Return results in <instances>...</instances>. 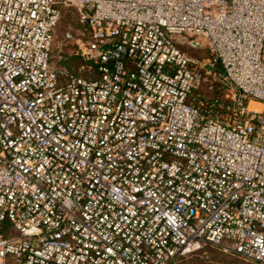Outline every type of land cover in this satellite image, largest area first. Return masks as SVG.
Returning <instances> with one entry per match:
<instances>
[{
  "label": "built area",
  "instance_id": "built-area-1",
  "mask_svg": "<svg viewBox=\"0 0 264 264\" xmlns=\"http://www.w3.org/2000/svg\"><path fill=\"white\" fill-rule=\"evenodd\" d=\"M207 249L264 264V0H0V264Z\"/></svg>",
  "mask_w": 264,
  "mask_h": 264
},
{
  "label": "rangeland",
  "instance_id": "rangeland-1",
  "mask_svg": "<svg viewBox=\"0 0 264 264\" xmlns=\"http://www.w3.org/2000/svg\"><path fill=\"white\" fill-rule=\"evenodd\" d=\"M68 25H75L77 29L84 30V26L78 22L77 12L73 9L63 8L62 18L60 20L59 27L56 31L55 48H54L55 56L57 55L58 52V45H60L63 41V36ZM63 52L64 54L67 53L65 50H63ZM177 264H252V263L243 261L237 257L224 254L214 249H207L205 252L187 257L186 259L178 262Z\"/></svg>",
  "mask_w": 264,
  "mask_h": 264
},
{
  "label": "bare ground",
  "instance_id": "bare-ground-1",
  "mask_svg": "<svg viewBox=\"0 0 264 264\" xmlns=\"http://www.w3.org/2000/svg\"><path fill=\"white\" fill-rule=\"evenodd\" d=\"M261 105H259V104H256V103H251L250 104V109H256V110H259L261 107H260Z\"/></svg>",
  "mask_w": 264,
  "mask_h": 264
},
{
  "label": "trees",
  "instance_id": "trees-1",
  "mask_svg": "<svg viewBox=\"0 0 264 264\" xmlns=\"http://www.w3.org/2000/svg\"><path fill=\"white\" fill-rule=\"evenodd\" d=\"M205 251H206V250H205ZM205 251H204V252H205Z\"/></svg>",
  "mask_w": 264,
  "mask_h": 264
}]
</instances>
